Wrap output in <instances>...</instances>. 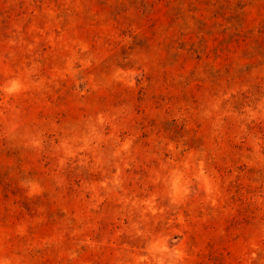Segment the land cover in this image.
<instances>
[{
    "label": "rangeland",
    "instance_id": "obj_1",
    "mask_svg": "<svg viewBox=\"0 0 264 264\" xmlns=\"http://www.w3.org/2000/svg\"><path fill=\"white\" fill-rule=\"evenodd\" d=\"M0 264H264V0H0Z\"/></svg>",
    "mask_w": 264,
    "mask_h": 264
}]
</instances>
